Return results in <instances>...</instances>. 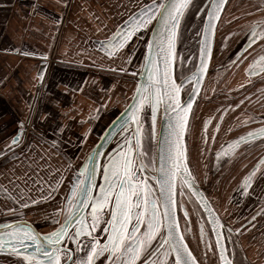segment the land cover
<instances>
[{
	"label": "snow or ice",
	"instance_id": "6c2138e0",
	"mask_svg": "<svg viewBox=\"0 0 264 264\" xmlns=\"http://www.w3.org/2000/svg\"><path fill=\"white\" fill-rule=\"evenodd\" d=\"M224 2L225 0H209L205 10L207 21L204 22L201 18L203 28L197 33L200 37L199 64H194L196 71L192 72L191 76H185L181 72L174 77L173 72L175 67L183 68L191 59L178 56L177 41L180 38L181 21L190 9L192 0H150L129 21L120 26L111 39L101 42L111 55L123 49L133 36L139 40L143 39L147 32H151L150 39L144 41L145 51L141 54L144 69L141 76H146V80H142L136 88L133 103L117 118H122V122L119 132L114 134L119 136L116 150L105 155L97 149L86 157L85 163L71 182L67 196L62 198L64 224L41 237L26 221L21 220L17 224L5 223V230H0V251L7 250L10 254L22 256L26 264H96L101 256L106 257L104 264H137L157 233H161L163 229L158 248L148 252L143 264H157L151 257L165 245L168 247L163 253L161 264H169V256L174 257L170 264H198L197 257L189 251L178 231L174 211L175 181L179 177L182 183L195 185L194 178L184 166L181 139L186 131L192 97L198 91L195 85L200 84L207 70L215 22ZM153 21L156 22L155 25L149 28ZM256 40H264V28L259 25L250 30L249 44ZM261 60H264V57H261ZM186 84L193 86L188 92L189 99L182 103L181 92ZM145 104L151 108V139L156 141L155 151L150 158L158 186L155 195L147 180L139 178V173L145 170L143 161L136 165L133 158L134 153L136 158L149 154V149L145 148L142 142L140 120V113ZM162 104L167 116V131L163 139L157 141L155 120ZM256 137H264V128L256 133H249V139ZM245 139L241 137L234 144L239 145ZM18 143L14 135L10 144L5 145V149L12 151V146ZM227 147L231 149L234 145ZM220 154L216 153L217 159ZM101 156H104L103 163L99 160ZM254 174L255 170L244 180L242 191L245 193L251 186V176ZM98 176L103 180L99 185ZM49 187L52 188V185L49 184ZM97 188V194L93 195V190ZM55 191L56 189L52 188V191L47 193L48 198H52ZM43 198L42 196L41 199ZM18 199L22 207H27L29 202L35 203L30 197L25 199L21 196ZM109 205L110 219L102 229L106 239L101 244L94 233L99 227V213ZM89 208L90 213L86 212ZM211 222L217 226L213 231L217 237L215 247L219 248L220 260L222 264H231L225 255L226 246L220 239L223 234L218 228L222 225H219L216 219ZM70 229L74 231L70 232ZM68 243H72L74 248L69 249Z\"/></svg>",
	"mask_w": 264,
	"mask_h": 264
},
{
	"label": "crops",
	"instance_id": "0c3cea01",
	"mask_svg": "<svg viewBox=\"0 0 264 264\" xmlns=\"http://www.w3.org/2000/svg\"><path fill=\"white\" fill-rule=\"evenodd\" d=\"M149 2L0 0V223L29 217L21 196L59 211L69 168L129 104L147 39L111 55L101 42Z\"/></svg>",
	"mask_w": 264,
	"mask_h": 264
},
{
	"label": "flooded vegetation",
	"instance_id": "af4514ba",
	"mask_svg": "<svg viewBox=\"0 0 264 264\" xmlns=\"http://www.w3.org/2000/svg\"><path fill=\"white\" fill-rule=\"evenodd\" d=\"M233 2L234 0H229L227 4L217 29V35L226 11ZM257 25L264 28V17L257 18L250 25L245 23L242 35L237 38L234 49L228 54L232 59L227 61L224 67H221V65L219 67L217 66V68L213 67V63L216 60V50L214 51L210 70L202 93L193 109L187 132L188 163L197 183L200 185L198 180V169L195 167L206 170L205 181L208 185H213V181H216L214 188L220 190L224 189L226 200L224 204L220 205L221 208L218 207L220 211L214 204L211 194L208 192L205 194L221 218L227 252L233 264H252L250 261L252 258L247 255L246 251H244L241 246V238L239 235L242 232L244 235L251 234L250 232L254 230L259 234L257 244L255 243V245L260 247V249L258 247L260 256L263 251L262 259L264 261V137L248 138L249 133H256L264 128V70H262L264 69V60H261V57H264V40H256L254 43L249 44L250 30ZM223 70L229 73L226 75L224 82L218 87L217 78L211 80V77H218ZM188 87L191 88V85L185 88L184 95L187 94L185 92ZM217 90L221 91L218 92ZM203 94H206L205 98H202ZM200 109H202V113L198 114ZM241 137L246 138L245 141H242L239 145H235L234 142ZM230 144L234 145L231 149L227 147ZM144 147L147 148L145 143ZM203 147L206 153L204 152L205 161L203 167H201L199 149ZM217 152L221 153L219 159H217L216 156ZM224 152H228L229 154L225 155ZM192 154H194V158L197 156L196 165L194 164ZM133 158L135 159L136 165L141 163L137 161L135 154ZM146 158L147 157L143 156L140 161H143L146 169L145 171H149L147 169L148 158ZM82 163L83 160L79 165L72 169L69 168L68 170V174L61 185L64 193L60 200L58 202L56 201L53 205L55 208L59 207V211L46 212V210L50 208L47 205L49 202L30 203L31 207H29V209L32 211L26 212V215H29V217H21L19 219L31 222L42 234L51 233L58 229L60 225L64 224L65 212L63 211L64 204L62 203V198L67 196L71 187V182L78 173ZM254 170L255 174L251 176V186L245 193L242 191L244 180L249 177ZM145 171L139 173V178L147 180V184L152 187L155 195L157 193L155 183ZM151 173H153V171H151ZM223 184H225L227 188L223 187ZM184 193L191 212L200 218L201 223L206 228L207 238L201 237L202 243L200 244L205 252L207 249L211 251V247L208 246L210 243L211 245L213 244L215 257L219 260V255L215 247V240L206 217L186 188H184ZM42 206L47 208L41 210ZM230 209L233 210L232 213L233 215L235 214L237 221L243 222L245 219L242 226H240V229H242L240 233L238 229L239 234L229 231L228 224L225 222L224 210ZM90 211V208L86 210V212L89 213ZM110 211L111 205L105 207L99 213L100 223L94 234L100 239L101 244H103L106 239V235L102 232V229L105 227V222L110 219ZM42 213H46L44 214L45 216L42 215ZM50 213H54V215L58 214V217L55 218H57L59 222L53 227L41 226L39 222L50 223L54 221V219L49 217ZM178 213L183 235L187 239L185 232L186 223H184L185 216L179 196ZM253 217L255 218L253 219ZM235 224L233 225L235 226ZM143 230L144 228L142 226L141 231ZM71 231H74V229ZM163 232L164 230L162 229L161 233H157L151 246L142 254L137 264H143L148 252L158 248V242ZM187 241L189 242L188 239ZM189 245L201 264H210V257L205 258L194 250L190 242ZM67 247L71 249L74 248V245L68 243ZM167 247L168 246L165 245L164 248H160L156 255L151 257V260L156 261L157 264H161L163 253ZM206 256H210L209 253H207ZM105 259V256L99 257L96 264H104ZM172 259L173 256L167 258L169 264ZM0 264H26V262L23 258L15 255L0 254Z\"/></svg>",
	"mask_w": 264,
	"mask_h": 264
},
{
	"label": "rangeland",
	"instance_id": "374dc122",
	"mask_svg": "<svg viewBox=\"0 0 264 264\" xmlns=\"http://www.w3.org/2000/svg\"><path fill=\"white\" fill-rule=\"evenodd\" d=\"M208 3L209 0H195L191 4L190 9L186 12L185 18L181 21L180 38L177 41V54L180 58H191V59H189L188 62L184 64L183 68L179 69L178 74L183 72L184 75H187L194 68V64L196 63L198 42H199V36L197 33L202 28L201 18H203L204 20L205 10ZM263 17H264V0H234V2L227 9L226 14L218 30L217 43L215 48L216 60L213 63L214 68H217V66L219 67L220 65L221 67H224L225 63L232 59L231 56H229L228 54L231 52V50L234 49V44L237 38L240 35H242L245 28V23L250 25L257 18H263ZM151 27L152 25L149 26V28ZM149 33L150 32H147L145 34L146 39H148ZM228 73L229 72H227L226 70H223L222 72H220L218 77L217 76L211 77V80L212 79L215 80L217 78L218 87H220V84L224 82V79ZM189 91H190V87L187 88L185 93H188ZM220 91L221 90H219L218 92ZM205 97L206 94H203L202 98ZM201 111L202 109L199 110L198 114L202 113ZM140 116H141L140 117L141 122L144 124L143 131L145 132L146 135L147 149H149V154L147 157L148 158L147 169L151 172L153 171V168L150 164V158L152 154L151 151L153 150V146H154L153 143L154 141L151 139V130H152L151 119L150 116L145 114V112H143ZM204 152L206 153V151H204V147L199 149L201 167H203L205 161ZM193 155L194 154H192L193 161L194 164L196 165L197 156L196 158H194ZM195 168L198 169V180L200 185L202 186L203 191L205 193L207 192L210 193L216 207L221 208L220 205L224 204V201L226 200L224 189L220 190L214 188V186L216 185V181H213L214 182L213 185H208L207 182L205 181L206 170L203 168H197V167ZM223 187L227 188L225 184H223ZM179 200L181 201L183 214L185 216L184 219L185 221L184 223H186L185 232L190 244L194 247V250L197 253L203 255L205 258L210 257L211 258L209 262L210 264H219V260L216 259L213 251V244L211 245L209 241L210 246H212L211 251L207 249L206 252L202 247V245L200 244L202 243L201 237L207 238L206 228L201 223L200 218L191 212V209L189 208L187 203L186 195L180 194ZM224 212H225V220H226L225 222L228 224L229 231H232L235 234H239L242 231V229H240V226H242L245 219L243 220V222L237 221L235 214L233 215L232 213L233 212L232 209L224 210ZM233 224H235V226ZM238 229H239V233H238ZM250 233L251 234L244 235L242 232L239 235V237L241 238L240 240L241 246L243 247L244 251H246L247 255L252 258L250 260L252 264H264V261L262 259L263 251L261 252V256H260L258 252L259 246L257 247V245H255V243L257 244L259 234L256 233V230L251 231ZM207 253H209L210 256H206Z\"/></svg>",
	"mask_w": 264,
	"mask_h": 264
},
{
	"label": "water",
	"instance_id": "95a60500",
	"mask_svg": "<svg viewBox=\"0 0 264 264\" xmlns=\"http://www.w3.org/2000/svg\"><path fill=\"white\" fill-rule=\"evenodd\" d=\"M194 1L195 0H192V3ZM228 2H229V0H225V2L223 4V7H222V10L219 13V18L215 22L214 37H213V39L211 41V56H210V60L208 61L206 73L203 75L200 84L199 85H195L198 88V91H197V94L194 97H192V108L190 109V111L188 113V120H187L186 131L184 132V134L182 136V139H181V144H182V146L184 148V166L186 167V169L188 170V172L194 178L195 185H190L187 182L182 183V179L179 178V177L175 181V196H174V199H175V208H174V211H175V214H176V217H177V221H178V231H179L180 235L183 236L184 243L187 245L189 251H191L193 255H194V253L191 250V247L189 245V242L187 241V239L183 235V232H182V229H181V225H180V221H179L178 196H180V194L181 195L182 194L185 195L184 188H186L188 190V192L193 197V199L196 201V203L199 205L201 211L203 212L204 216L206 217V220H207V222L209 224V227L211 229V232L213 234V237H214V240H215V244H216L217 237H216V234L213 231V229L216 228L217 226L214 225L211 221L213 219H216L219 222V225H222V227H219L218 230L220 232H222V234H223L221 236V238H220L221 239V243L226 246L225 236H224V230H223V224H222L221 218L219 217V214L213 208L211 202L209 201L207 195L205 194V192L203 191V189L201 188V186L197 183V181H196V179H195V177H194V175H193V173H192V171L190 169V166H189V163H188V154H187V132H188V127H189V123H190V119H191V115H192L193 109L195 107V104H196L198 98L200 97V95L202 93L203 87L205 85V82H206V79H207V76H208V73H209V70H210V66H211V62H212V59H213V54H214L215 46H216L217 29H218L220 20H221L223 14L225 12V9L227 7ZM203 21L204 22L207 21V16L206 15H205ZM155 23L156 22L154 21L153 22V25H155ZM153 25H152V27H153ZM202 28H203V24H202ZM150 37H151V32L149 33L148 39H150ZM199 41H200V37H199ZM142 64H143V61H142ZM198 64H199V42H198V50H197V57H196V63H195V65L198 66ZM179 69H180V67H175L174 68V72H173L174 77L178 74ZM143 71H144V69H143V67L141 65V68H140V70H139V72L137 74V81H136L135 90H134L133 95L131 97V100H130L129 104L126 106V108L133 103V96L136 95V88L139 86L140 83H142V80H146V76H144L143 78L141 76V73H143ZM195 71H196V68L194 67L193 70L190 73H188L187 75H185V76H191L192 72H195ZM177 82H179V81H177ZM187 86H189V85L186 84L185 85V88ZM192 86L193 85H191V87ZM185 88L181 92V102L182 103L185 100L189 99L188 93L186 95H184ZM124 110L121 113H123ZM143 112H145L146 115L150 116L151 125H152L153 124V121H152V117H151V108H150V106H148L147 104H145L144 105V109L140 113V115ZM120 114L113 120V121H116V123L114 124L113 121H112V123L107 127V129L105 130V132L103 133V135L101 136V138L97 141V143L92 147V149L90 150V152L86 155V157H88L89 155H91L97 149H98V151L100 153H103L105 155L111 154L112 152H114L116 150V141L119 140V136H116L114 134L117 133V132H119V130H120V123L122 122V118L120 120L117 119L118 117H120ZM143 126H144V124L142 123V131H143ZM155 131H156V134H157V136H156V140L157 141L162 140L164 134L167 131V116L165 115V108H164V105L163 104L160 106V108L157 111V116H156V120H155ZM142 142H143V144L144 143L146 144V135H145V132L144 131H143V141ZM153 143H154V146H153V150L151 152H154L155 151L156 141H154ZM86 157L84 158L82 165L85 163ZM144 157H148V155L147 156H144ZM140 159H141V157L140 158H137V161L138 162H141ZM99 160H100L101 163H103L104 162V156L99 157ZM145 172L147 174H149V176L153 179V181L155 183V186L157 188V192H158V186L156 185V181L154 179V176L156 175V173H154V172L151 173L149 171H145ZM102 182H103L102 177L101 176H98L97 177V183H98V185H99V183H102ZM97 190H98V188L93 190V195H96ZM197 193H199V195ZM205 205H207V207H205ZM20 221L21 220H15V221H10V222L0 223V230H5L4 227H3L5 223L17 224ZM23 221H26L29 225H31L32 228H33V231L38 232L41 235V237H43V235H45V234L40 233L37 230V228L31 222H29L27 220H23ZM71 230L72 229H70L69 231L71 232ZM216 249H217V252H218V255H219L220 264H222V261L220 260V251H219V248H216ZM30 250L31 249H29V251ZM0 254H3V255H6V254L13 255V254H10L7 250L0 251ZM225 255H226V258L231 261V259L229 258V255H228V252L227 251H226V254ZM18 257L23 258L22 256H18ZM198 264H201V263L198 261ZM231 264H233L232 261H231Z\"/></svg>",
	"mask_w": 264,
	"mask_h": 264
},
{
	"label": "trees",
	"instance_id": "16d2710c",
	"mask_svg": "<svg viewBox=\"0 0 264 264\" xmlns=\"http://www.w3.org/2000/svg\"><path fill=\"white\" fill-rule=\"evenodd\" d=\"M189 193V192H188ZM190 194V193H189ZM195 203V202H194ZM196 204V203H195ZM198 206V205H197ZM199 207V206H198Z\"/></svg>",
	"mask_w": 264,
	"mask_h": 264
}]
</instances>
